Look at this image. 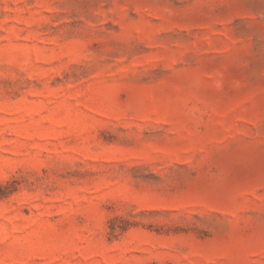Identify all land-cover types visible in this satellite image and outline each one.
I'll return each mask as SVG.
<instances>
[{
    "label": "rangeland",
    "instance_id": "374dc122",
    "mask_svg": "<svg viewBox=\"0 0 264 264\" xmlns=\"http://www.w3.org/2000/svg\"><path fill=\"white\" fill-rule=\"evenodd\" d=\"M0 264H264V0H0Z\"/></svg>",
    "mask_w": 264,
    "mask_h": 264
}]
</instances>
